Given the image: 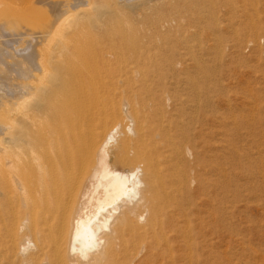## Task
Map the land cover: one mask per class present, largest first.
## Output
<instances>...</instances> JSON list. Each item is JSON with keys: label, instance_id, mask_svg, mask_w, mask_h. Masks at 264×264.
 <instances>
[{"label": "bare ground", "instance_id": "obj_1", "mask_svg": "<svg viewBox=\"0 0 264 264\" xmlns=\"http://www.w3.org/2000/svg\"><path fill=\"white\" fill-rule=\"evenodd\" d=\"M222 1L0 0V264H192V26Z\"/></svg>", "mask_w": 264, "mask_h": 264}, {"label": "rangeland", "instance_id": "obj_2", "mask_svg": "<svg viewBox=\"0 0 264 264\" xmlns=\"http://www.w3.org/2000/svg\"><path fill=\"white\" fill-rule=\"evenodd\" d=\"M224 1L192 26V264H264V0Z\"/></svg>", "mask_w": 264, "mask_h": 264}]
</instances>
